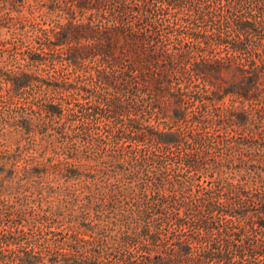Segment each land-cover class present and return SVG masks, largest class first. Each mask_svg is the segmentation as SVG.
I'll list each match as a JSON object with an SVG mask.
<instances>
[{
    "label": "trees",
    "instance_id": "trees-1",
    "mask_svg": "<svg viewBox=\"0 0 264 264\" xmlns=\"http://www.w3.org/2000/svg\"><path fill=\"white\" fill-rule=\"evenodd\" d=\"M0 136V264H264V0H0Z\"/></svg>",
    "mask_w": 264,
    "mask_h": 264
},
{
    "label": "rangeland",
    "instance_id": "rangeland-1",
    "mask_svg": "<svg viewBox=\"0 0 264 264\" xmlns=\"http://www.w3.org/2000/svg\"><path fill=\"white\" fill-rule=\"evenodd\" d=\"M2 33H6V30H3L2 31ZM4 66V65H3ZM1 134H2V132H1ZM2 139H4L2 136H0V154L1 155H3V152L6 150V149H8L9 150V145H8V143H5V141L4 140H2ZM0 155V156H1Z\"/></svg>",
    "mask_w": 264,
    "mask_h": 264
}]
</instances>
